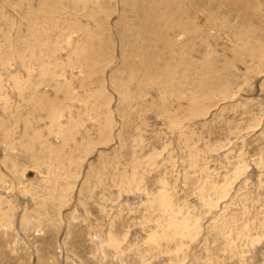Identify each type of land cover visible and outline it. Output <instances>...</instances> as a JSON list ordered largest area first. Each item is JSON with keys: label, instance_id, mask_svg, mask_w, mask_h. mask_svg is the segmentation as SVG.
Segmentation results:
<instances>
[{"label": "rangeland", "instance_id": "rangeland-1", "mask_svg": "<svg viewBox=\"0 0 264 264\" xmlns=\"http://www.w3.org/2000/svg\"><path fill=\"white\" fill-rule=\"evenodd\" d=\"M262 51L264 0H0V264H264Z\"/></svg>", "mask_w": 264, "mask_h": 264}, {"label": "bare ground", "instance_id": "bare-ground-1", "mask_svg": "<svg viewBox=\"0 0 264 264\" xmlns=\"http://www.w3.org/2000/svg\"><path fill=\"white\" fill-rule=\"evenodd\" d=\"M48 6V5H47ZM44 16V15H43ZM262 53H263V55H264V52L262 51ZM255 55H257L256 53H255ZM262 57V56H261ZM264 57V56H263ZM57 123V122H56ZM27 176L28 177H33L34 176V174L32 173V172H30V173H28L27 174Z\"/></svg>", "mask_w": 264, "mask_h": 264}]
</instances>
